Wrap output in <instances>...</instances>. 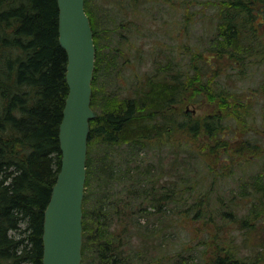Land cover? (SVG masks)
<instances>
[{"label": "trees", "instance_id": "16d2710c", "mask_svg": "<svg viewBox=\"0 0 264 264\" xmlns=\"http://www.w3.org/2000/svg\"><path fill=\"white\" fill-rule=\"evenodd\" d=\"M206 4L209 19L183 14L178 63L148 50L153 68L126 78L119 100L97 104L95 56L81 264H264V0ZM196 22L208 27L192 43ZM57 28L56 0H0V264H42L68 94ZM252 70L263 82L245 98ZM203 98L202 117L175 111ZM91 146L103 149L94 171Z\"/></svg>", "mask_w": 264, "mask_h": 264}, {"label": "rangeland", "instance_id": "374dc122", "mask_svg": "<svg viewBox=\"0 0 264 264\" xmlns=\"http://www.w3.org/2000/svg\"><path fill=\"white\" fill-rule=\"evenodd\" d=\"M207 1L154 0L152 6L139 1L138 8L135 9L130 0H89V8L97 26L95 36V56H98L95 72L98 75L97 88L99 89L97 104L103 103L106 97L121 99L124 95L123 84L126 78L128 80L131 76L141 77L144 72L153 68L148 50H152L155 56L159 55L163 61L176 58L175 61L178 63L180 58L177 57V51L180 42L177 33L184 27L183 14L188 12L192 21L200 15L209 19L211 11L206 4ZM256 26L259 35L264 36V22ZM189 27L193 31V43L202 36L208 23H191ZM167 32L170 34L168 35ZM123 51L126 52L125 55ZM260 74L262 75L260 70L246 71L245 77L238 83L239 91L245 98L256 85L260 86L263 82ZM210 105L207 99L203 98L196 104L188 103L174 108L176 112L190 111L194 117H202L210 111ZM256 127V123L249 122V129ZM91 148L89 160L91 170L94 171L97 158L102 155L103 149L97 146H91ZM165 239L175 244L178 241L171 229L165 232ZM193 246L190 248H194ZM240 249L243 255L248 252V248L240 246ZM189 264L198 263L190 262Z\"/></svg>", "mask_w": 264, "mask_h": 264}, {"label": "water", "instance_id": "95a60500", "mask_svg": "<svg viewBox=\"0 0 264 264\" xmlns=\"http://www.w3.org/2000/svg\"><path fill=\"white\" fill-rule=\"evenodd\" d=\"M85 0H56L58 42L66 53L68 94L58 128L60 169L44 210L42 264H81L82 202L95 45Z\"/></svg>", "mask_w": 264, "mask_h": 264}, {"label": "bare ground", "instance_id": "6f19581e", "mask_svg": "<svg viewBox=\"0 0 264 264\" xmlns=\"http://www.w3.org/2000/svg\"><path fill=\"white\" fill-rule=\"evenodd\" d=\"M87 175V174H86Z\"/></svg>", "mask_w": 264, "mask_h": 264}]
</instances>
